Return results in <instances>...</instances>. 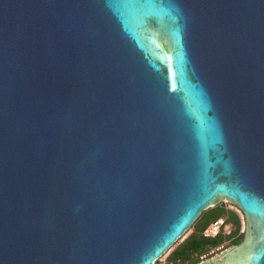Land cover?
Instances as JSON below:
<instances>
[{
	"label": "water",
	"instance_id": "water-1",
	"mask_svg": "<svg viewBox=\"0 0 264 264\" xmlns=\"http://www.w3.org/2000/svg\"><path fill=\"white\" fill-rule=\"evenodd\" d=\"M221 203L202 264H264V0H0V264H154Z\"/></svg>",
	"mask_w": 264,
	"mask_h": 264
},
{
	"label": "trees",
	"instance_id": "trees-1",
	"mask_svg": "<svg viewBox=\"0 0 264 264\" xmlns=\"http://www.w3.org/2000/svg\"><path fill=\"white\" fill-rule=\"evenodd\" d=\"M207 214L200 224L194 227V231L171 251L169 255L171 261L180 264H197L199 261L192 259L194 253L205 254L226 242L229 243L227 247H231L238 245L242 241L243 234L239 233L241 228L240 218L234 210L228 209L225 205L220 204L209 210ZM223 216L234 227L232 233L230 235L217 234L214 237H204L202 235L203 230L211 222ZM211 257L212 255H208L206 258L209 259Z\"/></svg>",
	"mask_w": 264,
	"mask_h": 264
},
{
	"label": "built area",
	"instance_id": "built-area-1",
	"mask_svg": "<svg viewBox=\"0 0 264 264\" xmlns=\"http://www.w3.org/2000/svg\"><path fill=\"white\" fill-rule=\"evenodd\" d=\"M235 208V207H234ZM237 209V208H236ZM237 212L239 213V218H240V222H241V228H240V231L239 233L243 234L244 233V219H243V216L241 214V212L237 209ZM236 212V213H237ZM234 230V227L228 223L226 221V217H221V218H218L216 219L215 221L211 222L202 232V235L204 237H214L216 236L217 234H223V235H230L232 233V231ZM228 242L224 243L223 245H221L220 247L218 248H215L211 251H209L208 253H205V254H199V253H194L193 256H192V259L194 261L198 260L199 262L197 264H202V263H205L206 261H208L209 259H207L206 257L208 255H212L213 257V254H215L216 252L218 253H222L224 252L225 250L231 248L230 246H228ZM227 247V248H226ZM171 251L167 252L166 254H164L161 258H159L154 264H180V263H177V262H174V261H171L169 259V255H170ZM217 255V254H216ZM211 257V258H212ZM187 264H190V263H187Z\"/></svg>",
	"mask_w": 264,
	"mask_h": 264
},
{
	"label": "rangeland",
	"instance_id": "rangeland-1",
	"mask_svg": "<svg viewBox=\"0 0 264 264\" xmlns=\"http://www.w3.org/2000/svg\"><path fill=\"white\" fill-rule=\"evenodd\" d=\"M221 204H223V205H225L228 209H232V210H234L235 212H237V209L236 208H234L233 206H231V205H229V204H227V203H221ZM220 205V204H219ZM215 208V207H214ZM211 209H213V208H211ZM211 209H209V210H211ZM209 210H207V211H205L200 217H199V219L194 223V225L188 230V232L186 233V235H185V237L186 236H188L189 234H191L193 231H194V227L195 226H197L198 224H200V222L208 215L207 213H208V211ZM237 214H239L238 212H237ZM178 244V243H177ZM176 244V245H177ZM177 247V246H176ZM175 248H172L171 250H169V251H173ZM217 254V255H216ZM221 253H218V252H216L215 254H213V257L212 258H210L209 260H211V259H213L214 257H216V256H218V255H220ZM208 260V261H209Z\"/></svg>",
	"mask_w": 264,
	"mask_h": 264
}]
</instances>
